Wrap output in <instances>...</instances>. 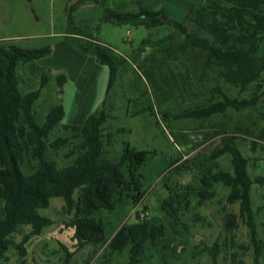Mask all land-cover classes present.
Returning a JSON list of instances; mask_svg holds the SVG:
<instances>
[{"label":"trees","instance_id":"16d2710c","mask_svg":"<svg viewBox=\"0 0 264 264\" xmlns=\"http://www.w3.org/2000/svg\"><path fill=\"white\" fill-rule=\"evenodd\" d=\"M136 1L141 4V0ZM85 2L102 6L101 24H130L149 30L163 25L173 28L172 34L159 40L143 41L144 48L152 49L143 67L157 62L184 61L203 99L159 113L168 123L206 121L229 110L241 112L257 107L264 97V0H201L192 5L183 21L168 17L166 22L162 19L167 16L164 10L141 7L138 11H124L113 8L108 0H70L66 10L67 29L73 37L67 39L109 68V96L130 64L110 47L95 42L88 35L90 28L78 25L76 13ZM52 53L50 46L39 49L16 43L0 46V262L6 259L14 246L13 236L22 227L29 226L31 236H40L54 224L41 212L49 209L53 199L60 198L65 201V211L72 216L71 227L78 248L93 246L103 250L101 264H111L125 252L129 254L127 264H141L145 247L160 242L164 227L148 218L124 223L119 229L116 224L129 209L144 203L147 178L142 170L155 154L131 147L125 141L131 134L127 127L114 132L107 128L110 119L107 102L82 126L64 125L65 134L51 140L66 115L64 107L58 105L49 111L43 123L38 121L37 104L50 84V71L39 62ZM23 74H28V79L40 75L39 86L26 90ZM66 82L64 75L57 77L60 88ZM244 93L248 95L242 96ZM148 110L158 117L153 103L132 116ZM119 140L122 149L111 153L110 147ZM238 140L233 135L225 136L222 144L201 160H171L168 168L175 176L181 177L195 169L201 178L196 185L185 186L169 184V178L164 179L168 197L160 204V211L188 233L184 217L210 202L214 198L213 186L223 184L230 189L228 202L240 206V218L249 228L257 249L255 264H259L262 252L252 192L255 185L264 187V176L250 175L251 160L244 155ZM50 149H69L70 162L61 166L49 160ZM226 155L231 156L230 172L212 167L213 162ZM144 210H148L145 205ZM110 217L116 218L115 221ZM227 223L229 231L238 227L232 214ZM28 240L29 237L24 238L23 251ZM211 252L217 264L218 254L214 249ZM71 260L72 256H68L66 264H71Z\"/></svg>","mask_w":264,"mask_h":264},{"label":"rangeland","instance_id":"374dc122","mask_svg":"<svg viewBox=\"0 0 264 264\" xmlns=\"http://www.w3.org/2000/svg\"><path fill=\"white\" fill-rule=\"evenodd\" d=\"M200 2L201 0H144L143 7L156 10L161 3L164 6L162 10L168 17L183 21L192 5ZM86 3L88 4L83 6L86 13L96 10L94 3L89 2L82 3L80 7ZM108 3L113 8L124 4L117 8L124 11H138L142 7V1L139 5L136 0H108ZM69 4L70 0H0V46L9 43L31 49L50 46L54 54L48 60L55 65L65 68L71 66L73 62L78 63L72 57H68L62 43L64 40L62 36L68 32L66 10ZM156 29L161 31H154ZM166 30L171 32L165 36L174 32L168 25L149 30L145 26L135 27L130 24H100L88 30V35H91L95 42H103V45L110 47L117 56L125 57L130 64L109 96L107 95L109 68L106 66L101 74L97 70L86 68L85 79L97 97L96 103L105 99L107 109L113 107L111 110L108 109L110 119L107 128L114 132L120 127H127L131 134L125 141L131 147L155 154L153 161L142 170L147 178L144 203L139 208L129 209L120 220H117L116 227L119 229L124 223L139 222L138 216L143 212L146 213V218L155 219L164 227V237L160 238V242L145 247L141 264H215L211 249L218 254L217 264H255L257 249L251 240L250 230L240 218L239 204L231 205L228 202L230 189L223 184L213 186L214 198L210 202L190 211L184 217L188 233L176 227L160 211V204L168 197V191L163 184L164 179L169 178V184L173 182L185 186L196 185L201 178L199 171L195 169L181 177L175 176L168 168L170 161L177 158L184 161L186 160L184 157L189 160L207 158L222 144L223 138L227 135L239 138L241 150L251 160L250 175L254 178L264 176V97L257 107L241 112L229 110L206 121L181 120L168 123L164 116H160L156 111L155 94L152 91L154 88L142 64L152 54V49L144 48L142 43L147 39L156 41L165 37H159L158 34L165 33ZM65 58L68 59L64 60ZM19 74L22 75V70H19ZM27 75L23 74L27 82L24 88L26 90L31 86L37 88L40 75L32 76L31 79H28ZM77 87L75 80L66 82L63 88L64 100L60 99V93H57L59 92L57 78L51 72L50 84L43 91V96L37 104L39 123H43L52 107L59 103H64L69 109ZM51 91H54L53 95ZM143 94H146V97H142ZM88 95L90 93L85 94L86 97ZM247 95L244 93L242 96ZM51 96L54 99L49 101ZM151 103L154 104L157 118L153 117L149 110L139 116H132L133 113L149 107ZM168 105L171 108L166 106L161 108V114L167 110L178 109L182 104L174 102ZM157 107L163 106L158 104ZM66 122H62L55 129L51 140L65 134L63 126ZM120 142L121 140L114 147H110L109 151L112 153L121 150ZM68 154L69 149L59 151L50 149L48 159L62 166L70 162ZM212 167L230 172L231 156L226 155L213 162ZM252 198L262 252L259 264H264V187L255 185ZM144 205L147 206V211L144 210ZM65 206L63 199H53L49 209L41 213L52 219L54 224L46 228L40 236H31L32 229L29 226L22 227L19 233L13 236L14 246L0 264H66L68 256H72L71 264H101L103 250L93 246L78 248L74 239L75 230L71 227L72 216L65 211ZM231 214L236 216L238 224L234 231H229L227 223ZM110 219L115 221L116 218ZM25 237H29V240L23 251L21 246ZM128 260L129 254L125 252L115 257L111 264H127Z\"/></svg>","mask_w":264,"mask_h":264},{"label":"crops","instance_id":"0c3cea01","mask_svg":"<svg viewBox=\"0 0 264 264\" xmlns=\"http://www.w3.org/2000/svg\"><path fill=\"white\" fill-rule=\"evenodd\" d=\"M141 1L143 7L144 0ZM87 4L88 3L82 5L76 13L78 25L83 28L96 27L101 24L100 19L103 14V8L100 5L94 4L96 6V8L94 9L96 10L86 13L85 10H83V6ZM159 4L160 5H158L157 9L154 11L164 9L163 4ZM120 6H124V4L118 5L119 8ZM157 30L161 31V29H156L154 31ZM170 32L171 30H166L165 33H159L158 35H160L159 37H162ZM62 37L64 39L62 43L65 47V51L68 57H72V59H74L78 63L73 62L71 66L69 65L65 68L57 66L51 60H48L53 56L54 53H52L50 57L41 60L39 62V65L47 68L50 73H54L56 75V78L60 75H64L67 78V83L73 80L77 82V91L71 101L69 109L64 103H59L55 106L62 105L65 109L66 115L64 121L67 122L64 125L82 126L89 116L102 110L104 107V103L106 102L104 99L103 101L96 103L97 97L92 92L91 86L88 84V80L85 79L86 68L97 70V72L101 74L105 71L106 66L101 65L97 61L95 56L83 53L76 45L68 41L67 38L73 36L69 35L67 31ZM100 43L104 44L103 42ZM67 59L68 58H65L64 60ZM65 62V65H67V61ZM144 69L147 72L154 88V90L152 91L155 94L154 100L156 103V111H158V113L162 112L161 108H164L165 106L167 108H171L168 105L169 103L174 104V102H181L182 105H188L199 102L203 99L202 91L197 85L195 79L193 78L184 61L157 62L146 66ZM58 88L59 92L57 93H60V99L64 100V87L60 88L58 86ZM94 89L95 88H93V91ZM52 92L54 91H51L50 93L52 94ZM86 93H90V95L86 97ZM53 99L54 97L51 96V100L49 101H52ZM158 104L163 107H157ZM112 108L113 107L111 106L108 109L111 110Z\"/></svg>","mask_w":264,"mask_h":264},{"label":"built area","instance_id":"2783aa9c","mask_svg":"<svg viewBox=\"0 0 264 264\" xmlns=\"http://www.w3.org/2000/svg\"><path fill=\"white\" fill-rule=\"evenodd\" d=\"M184 159H187V157H184ZM141 205L137 206L138 208L140 207ZM140 220H143L146 218V213L143 212L142 214H140V216H138Z\"/></svg>","mask_w":264,"mask_h":264},{"label":"water","instance_id":"95a60500","mask_svg":"<svg viewBox=\"0 0 264 264\" xmlns=\"http://www.w3.org/2000/svg\"><path fill=\"white\" fill-rule=\"evenodd\" d=\"M162 19L166 22L168 21V16H163Z\"/></svg>","mask_w":264,"mask_h":264}]
</instances>
